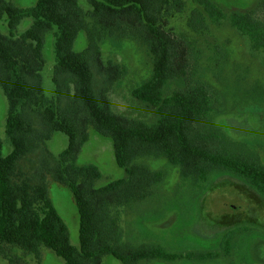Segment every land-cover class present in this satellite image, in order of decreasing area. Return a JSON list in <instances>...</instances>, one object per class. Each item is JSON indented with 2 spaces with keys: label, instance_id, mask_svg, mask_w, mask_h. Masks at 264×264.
<instances>
[{
  "label": "trees",
  "instance_id": "1",
  "mask_svg": "<svg viewBox=\"0 0 264 264\" xmlns=\"http://www.w3.org/2000/svg\"><path fill=\"white\" fill-rule=\"evenodd\" d=\"M188 27L198 33L208 20L230 25L244 36L253 53L264 54V18L255 11L226 13L213 0H193ZM37 0L22 7L0 0V85L8 99L6 133L13 150L3 156L0 138V247L17 246L34 254L40 263L47 247L65 264H102L112 255L122 264L161 260L205 262L229 255L233 227L226 232L223 252L169 251L158 243L131 244L120 225V209L148 199L167 176L136 161L165 157L179 166L181 178L208 189L231 176L264 197V163L227 133L211 128L217 101L205 83H195L198 56L185 34L168 30L170 18L185 12V0ZM264 8V0L260 2ZM25 18L31 25L17 28ZM88 45L75 49L80 32ZM54 38V96L43 87L46 34ZM137 37L154 58L152 75L132 91V96L155 107L153 123L116 113L109 93L124 76V65L102 60L106 39ZM181 83L168 94L171 83ZM89 126L113 139L118 166L126 177L96 187L101 171L95 164L79 165V154L89 139ZM68 136V146L55 156L47 147L54 132ZM39 155L28 173L23 160ZM47 173L67 186L79 214L80 249L72 245L68 227L50 197ZM238 228L237 226L234 227ZM6 256H8L5 253ZM11 264H22L9 256Z\"/></svg>",
  "mask_w": 264,
  "mask_h": 264
},
{
  "label": "rangeland",
  "instance_id": "2",
  "mask_svg": "<svg viewBox=\"0 0 264 264\" xmlns=\"http://www.w3.org/2000/svg\"><path fill=\"white\" fill-rule=\"evenodd\" d=\"M22 7H29L37 0H10ZM87 11L88 0H80ZM186 9L175 14L169 21L168 30L185 34L191 40L198 65L194 74L195 83H205L217 101V111L210 117L211 128L227 133L245 144L264 163V54L253 53L247 39L235 30L228 20L221 25L208 20V28L194 32L188 27L192 9L199 7L193 0H185ZM226 13L255 11L264 18L261 0H213ZM31 18L22 20L18 32L25 31ZM0 30L7 34L5 25ZM44 57L46 64L42 72L43 87L48 97L54 96L55 84L52 74L55 65L54 38L46 34ZM85 31L80 32L75 49L87 48ZM102 60L126 66L127 72L118 79L109 93L112 109L121 115L153 123L156 109L132 96L135 87L153 73L154 58L148 48L137 37L120 40L106 39L102 45ZM181 83L173 81L168 94ZM8 99L0 85V138L3 141V156L9 155L13 146L6 133ZM89 139L84 144L77 163L95 164L101 177L95 181L100 187L113 180L126 177L124 168L118 166L113 139L98 133L89 126ZM68 136L54 132L47 141L48 149L58 156L68 146ZM39 155H30L23 160L20 169L32 172ZM152 170H165L164 181L156 186L153 194L142 202L132 203L120 209V225L125 240L131 244L158 243L169 251H220L223 252L226 232L233 227L232 249L229 255L205 262L183 260L180 262L143 260L136 264H264V197L249 189L242 182L226 176L214 186L198 187L194 181L181 178L179 166H172L165 157H147L136 161ZM50 197L59 215L66 223L72 245L80 249L79 214L71 190L55 181L47 173ZM238 228H234V227ZM40 263L34 254L10 245L0 247V264H11L9 256L20 259L22 264H65V260L53 250L42 247ZM5 253L8 255L6 256ZM102 264H122L112 255H105Z\"/></svg>",
  "mask_w": 264,
  "mask_h": 264
}]
</instances>
